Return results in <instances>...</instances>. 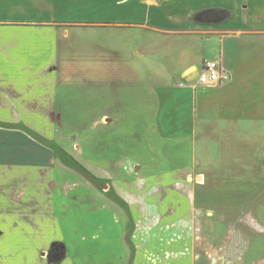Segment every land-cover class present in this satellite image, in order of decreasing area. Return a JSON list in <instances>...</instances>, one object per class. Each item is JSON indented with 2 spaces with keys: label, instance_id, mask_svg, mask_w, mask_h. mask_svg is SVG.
Instances as JSON below:
<instances>
[{
  "label": "crops",
  "instance_id": "0c3cea01",
  "mask_svg": "<svg viewBox=\"0 0 264 264\" xmlns=\"http://www.w3.org/2000/svg\"><path fill=\"white\" fill-rule=\"evenodd\" d=\"M209 9L230 16L195 21ZM206 60L231 80L201 84ZM70 85L106 102L105 126L91 131L90 165L61 164L48 146L47 157L34 150L35 164L19 165L17 146L4 159L0 147V182L12 191L26 166L65 176L89 170L90 179L66 178L61 188L87 209L57 214L53 179L21 184L9 200L6 190L0 221L11 228L0 227V264H52L48 252L60 241L76 248L62 264L185 262L203 210L214 214L205 188L253 186L264 172V0H0V102L65 101ZM11 117L0 124H14ZM181 169L204 174H160ZM7 200L16 207L3 212ZM57 227L61 236L49 237Z\"/></svg>",
  "mask_w": 264,
  "mask_h": 264
},
{
  "label": "rangeland",
  "instance_id": "374dc122",
  "mask_svg": "<svg viewBox=\"0 0 264 264\" xmlns=\"http://www.w3.org/2000/svg\"><path fill=\"white\" fill-rule=\"evenodd\" d=\"M67 88L65 101L0 102V116L4 120L9 119L10 121L11 116L14 115L17 120L14 124L7 122L0 124L2 127L0 129V147L1 150L3 149V159L6 155L11 156L9 154L12 153L10 147L14 149L17 146L18 149L13 151V162H18L19 165H32L35 162H32L34 161L33 158L27 153H33L34 150L39 151V154L33 155L38 159L46 156V154H42L41 148L48 146L56 153L55 160L61 164L66 163L74 168L78 167L77 164L90 165L91 131L105 126V117L102 122L99 120L107 111L106 102H89L88 89H74L71 85ZM16 133L21 135L16 137L14 135ZM3 159L0 162L6 161ZM99 160L102 162V155L99 156ZM71 172L74 174L73 171ZM85 173V176L80 172H76V175L67 173L65 176L64 172L58 168L26 166L20 168L18 180L12 185L15 188L36 179H42L45 182L53 179L56 181L57 189L52 196L55 198L51 205L55 203L54 209L57 214L68 212L69 215H74L87 209L86 200L84 198L83 200L76 199L74 197L76 193H62L61 188H64L66 178L79 180L92 177L89 170ZM171 173H173L174 178L179 179L197 178L204 174L203 170L192 172L185 169L178 172L174 170L172 172L169 170L160 172L162 177H171ZM214 176L220 175L217 172L213 174ZM254 179L256 182L253 186L231 187L225 185L205 188L207 192L204 193L208 194L209 192L213 195L210 204L205 205L207 206L206 209L208 208L214 214H206L203 210L202 213L205 215L202 220H197L199 225L197 224V229L193 234L194 249L188 251L186 261L179 264H264V172L262 174L259 172L257 180ZM250 181L251 179L248 180V182ZM5 183L0 182L2 185V187L0 186V199L2 196L5 197L6 190H9V186H5ZM256 183L259 184L256 185ZM10 190L8 200L12 196ZM220 196L223 201H219ZM41 200L38 201L40 204L37 208L48 212V204L44 205ZM22 201L24 203L19 205V210L25 212L29 210L31 201L28 200L27 196L22 198ZM12 207L15 208L16 204L8 201L3 204L2 211H11ZM28 221L31 220L28 219ZM26 222V219L20 221L18 227L23 228L21 224ZM52 224L56 227L53 220ZM0 227L9 230L11 225L8 220L5 223L0 221ZM240 232L241 235H239ZM60 236V228L50 230L49 237L59 238ZM20 244L28 245L24 239L20 240ZM75 255V243L70 241L67 247V257L62 263L69 258L73 260Z\"/></svg>",
  "mask_w": 264,
  "mask_h": 264
},
{
  "label": "trees",
  "instance_id": "16d2710c",
  "mask_svg": "<svg viewBox=\"0 0 264 264\" xmlns=\"http://www.w3.org/2000/svg\"><path fill=\"white\" fill-rule=\"evenodd\" d=\"M230 13L219 9L205 10L195 16L196 22L218 23L228 18ZM67 257V246L64 242H54L48 252V259L52 264H60Z\"/></svg>",
  "mask_w": 264,
  "mask_h": 264
},
{
  "label": "built area",
  "instance_id": "2783aa9c",
  "mask_svg": "<svg viewBox=\"0 0 264 264\" xmlns=\"http://www.w3.org/2000/svg\"><path fill=\"white\" fill-rule=\"evenodd\" d=\"M231 77V74L222 68L219 62L206 60L199 81L203 85L223 84L229 82Z\"/></svg>",
  "mask_w": 264,
  "mask_h": 264
}]
</instances>
